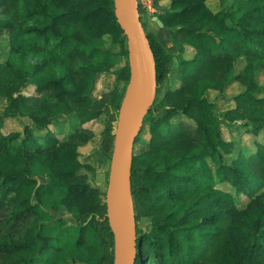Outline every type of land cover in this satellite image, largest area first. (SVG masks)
I'll list each match as a JSON object with an SVG mask.
<instances>
[{"label":"trees","instance_id":"trees-1","mask_svg":"<svg viewBox=\"0 0 264 264\" xmlns=\"http://www.w3.org/2000/svg\"><path fill=\"white\" fill-rule=\"evenodd\" d=\"M156 1L164 2L158 18L168 28L170 50L146 31L155 94L172 49L181 56L187 48L190 56L179 58L178 83L162 92L164 111L148 119L146 148L132 154L134 221L149 220L147 230L135 227L134 264H264V145L213 168L207 162L214 155L221 161L232 150L218 118L243 120L252 133L264 127V97L254 79L258 68L264 70V0H228L215 10L207 0ZM0 34L7 46L0 61V264H50L63 250L61 230L44 225L50 216L38 205L45 202L55 210L62 206L76 224L64 264L94 263L93 254L90 260L83 255L96 244L85 236L88 227L91 238L107 246L99 258L112 264L104 190L86 180L77 151L90 135L83 123L103 113L115 119L119 104L113 95L89 94L96 74L113 69L125 83L128 78L125 38L112 0H0ZM104 35L123 54L101 47ZM120 55L124 62L116 69ZM238 57L244 63L232 77L241 88L231 95L232 107L215 113L205 92L222 91ZM154 101L155 96L143 121ZM178 114L189 121L171 119ZM6 116L28 122L4 132ZM66 117L61 123L69 128L58 136L53 124ZM33 166L43 179L32 175ZM215 177L246 191L244 204L236 206L230 192L214 187ZM55 221L58 227L63 222L60 216Z\"/></svg>","mask_w":264,"mask_h":264},{"label":"rangeland","instance_id":"rangeland-1","mask_svg":"<svg viewBox=\"0 0 264 264\" xmlns=\"http://www.w3.org/2000/svg\"><path fill=\"white\" fill-rule=\"evenodd\" d=\"M228 0H207L206 5L211 10L217 9L221 4L227 3ZM164 6V2L155 4L152 8L154 10H149L146 8L147 4H138L139 16L142 22V26L145 31L153 32L155 37L159 40V42L164 46L166 50L169 49L170 42L168 40V28L160 25L156 19L158 18L159 13H161V7ZM150 6V5H148ZM99 44L103 48H108L114 51L122 52V48H118L114 43L111 42L109 35H104L99 39ZM170 53V61L168 64V72L163 81V85L161 86V90L155 94V101L152 105V109L146 115V118L142 122L141 129L139 131V135L133 143L132 153L137 154L147 146V140L149 137V133L147 130V123L150 117H158L163 111L164 108L160 105V98L163 90L166 86L178 83L176 80L177 73V64L179 58L190 56V51L187 48H184L181 51V56L175 52V49H172ZM7 53V46L4 39V36L0 34V61L5 59ZM124 62V56L120 55L118 62L115 64V68L122 65ZM244 60L242 57H238L233 60L232 67L227 74V80L223 86L222 91L215 92L214 90L208 89L205 92L209 98L213 100V110L215 113H220L223 109L227 107H232L234 105V101L231 99V95L237 92L241 85L233 80V74L237 72L241 66L243 65ZM117 70L111 71H103L96 74L94 82L89 89V94L92 97H106L109 98L111 95L116 97V99L120 101L121 94L124 89L125 80L120 79L116 76ZM255 82L259 85L260 90L257 94L264 97V70L262 68H258L254 74ZM117 90V94H116ZM115 92V93H114ZM3 106V100L0 98V112ZM172 120H187L182 115H175L171 118ZM68 120L67 117L59 118L55 121L56 124H53L55 129V134L60 136L63 133V128L59 127V123ZM114 117L112 114H101L98 117L92 118L83 123V128L90 132V135L87 136V140H84L80 144L77 145L78 151V159L82 163V169L86 173V180L92 184L96 185L100 189L104 190L107 179V170H108V162L110 151V136H109V126L111 127L114 122ZM28 122L27 117L25 116H15V117H4L1 122V129L5 131L19 130L21 128L22 123ZM219 128L221 131V135L224 139L230 140L232 142V150L229 153L222 154L221 161L218 160V157L214 155L213 157L207 158V162L211 168L218 166L219 162L229 163L231 159L237 155V153H241L243 155H248L250 152L254 151L257 147V144L264 145V127L258 129L257 133H252L249 130V126L246 125L243 120H224L218 118ZM55 125V126H54ZM166 126L165 123L160 124V128L164 129ZM51 127V126H50ZM101 143L106 147H102ZM32 175L38 180L43 179V174L37 173V166L32 167ZM213 186L219 188L224 191H228L231 193L234 203L236 206L240 207L244 204L247 199L246 191H237L229 181L219 180V178L215 177L213 182ZM264 188V186H262ZM39 211L48 212L50 219L45 221L46 227H53V229L61 230V239L64 241V248L60 250L56 256L53 257L50 264H64V258L71 253L69 249L72 245V240L75 235V222L73 221L71 215H68V211L65 210L62 206H59L57 210L51 206V202H45V205H38ZM46 216V214H44ZM62 217L63 222L60 223L59 227L57 226V217ZM66 221L69 224H65ZM72 221V222H71ZM149 220L144 216H139L135 221V227L137 229H141L143 231L148 229ZM43 225V226H44ZM91 229L88 227L85 230V236L88 237V240H91L95 244L89 248V251L84 252V258L91 257L93 264H104L105 259L99 258L100 255H106L108 253L107 246L104 244H98L95 238H91ZM57 233V232H56ZM96 241V242H95Z\"/></svg>","mask_w":264,"mask_h":264},{"label":"water","instance_id":"water-1","mask_svg":"<svg viewBox=\"0 0 264 264\" xmlns=\"http://www.w3.org/2000/svg\"><path fill=\"white\" fill-rule=\"evenodd\" d=\"M112 11L125 38L128 78L110 131L103 217L112 234V264H134L136 229L130 166L134 139L155 96V68L137 0H112Z\"/></svg>","mask_w":264,"mask_h":264},{"label":"built area","instance_id":"built-area-1","mask_svg":"<svg viewBox=\"0 0 264 264\" xmlns=\"http://www.w3.org/2000/svg\"><path fill=\"white\" fill-rule=\"evenodd\" d=\"M155 1L156 0H137V3L138 4H141L143 6V4H147L146 8L149 9V10H154V8H152L155 4ZM150 5V6H148Z\"/></svg>","mask_w":264,"mask_h":264},{"label":"crops","instance_id":"crops-1","mask_svg":"<svg viewBox=\"0 0 264 264\" xmlns=\"http://www.w3.org/2000/svg\"><path fill=\"white\" fill-rule=\"evenodd\" d=\"M142 23V22H141ZM59 127L60 128H63V130H65V129H67V128H69V125H67V123L66 122H64V123H60L59 124ZM41 174V173H40ZM58 190V189H57ZM59 208V206L57 207V209ZM56 209V210H57ZM68 215H70L69 213H68ZM72 222V221H71ZM65 224H69V222L68 221H66V223Z\"/></svg>","mask_w":264,"mask_h":264}]
</instances>
